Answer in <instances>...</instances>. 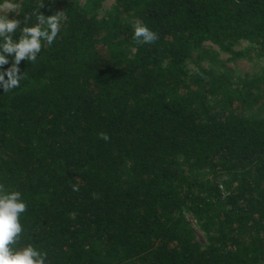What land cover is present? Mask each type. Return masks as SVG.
Wrapping results in <instances>:
<instances>
[{
  "label": "trees",
  "instance_id": "trees-1",
  "mask_svg": "<svg viewBox=\"0 0 264 264\" xmlns=\"http://www.w3.org/2000/svg\"><path fill=\"white\" fill-rule=\"evenodd\" d=\"M105 1L44 0L62 33L0 95V183L28 201L25 241L48 264H264V67L237 84L184 71L206 42L264 61V0H113L99 18ZM137 19L154 44L132 40Z\"/></svg>",
  "mask_w": 264,
  "mask_h": 264
},
{
  "label": "clouds",
  "instance_id": "clouds-1",
  "mask_svg": "<svg viewBox=\"0 0 264 264\" xmlns=\"http://www.w3.org/2000/svg\"><path fill=\"white\" fill-rule=\"evenodd\" d=\"M44 6V0H36L21 17L22 0H0V95L19 89L26 79L20 69L21 61L35 63L42 50L51 47L62 33L68 19L66 13L45 15L41 12ZM158 38L140 20L132 25L136 44H154ZM98 135L104 141L109 139L107 133ZM72 189L77 191V185H72ZM28 207L21 191L0 183V264H48V252L25 241L26 228L21 221Z\"/></svg>",
  "mask_w": 264,
  "mask_h": 264
},
{
  "label": "rangeland",
  "instance_id": "rangeland-1",
  "mask_svg": "<svg viewBox=\"0 0 264 264\" xmlns=\"http://www.w3.org/2000/svg\"><path fill=\"white\" fill-rule=\"evenodd\" d=\"M62 2L76 1L79 4H85L89 0H61ZM113 0H107L101 4V6L96 10V15L102 18L107 15L108 10L112 7ZM206 48L210 52L207 58L201 59L198 64L193 63L190 60L184 61V71L187 79L194 78L195 74L202 75L206 80L209 76L206 75L207 71L228 72L229 79L237 84V81H242L245 79H251L255 77H260L264 67V61L256 58L255 56L249 54L240 57L238 59L230 58V53L220 50L215 44L206 42ZM247 46L246 42L236 43L233 48L235 50L244 49ZM132 52L129 53L131 55ZM201 69V70H199ZM256 108L254 113L257 116H264V110H261L260 106ZM193 230L194 236L200 241L205 242L206 236L201 228L197 225L195 217L192 215H186Z\"/></svg>",
  "mask_w": 264,
  "mask_h": 264
}]
</instances>
